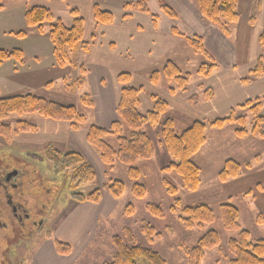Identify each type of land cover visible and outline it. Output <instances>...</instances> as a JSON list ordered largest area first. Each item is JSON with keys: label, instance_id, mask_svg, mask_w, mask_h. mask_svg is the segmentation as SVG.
Masks as SVG:
<instances>
[{"label": "rangeland", "instance_id": "rangeland-1", "mask_svg": "<svg viewBox=\"0 0 264 264\" xmlns=\"http://www.w3.org/2000/svg\"><path fill=\"white\" fill-rule=\"evenodd\" d=\"M8 1L2 0V3ZM112 7L115 17L126 13L132 15L133 19L126 24L111 28L104 27V23L91 19L85 36L86 41L89 43L90 52L85 49L82 50L81 46L77 47L71 53V64L65 68H59L60 66L55 69L50 68L51 76H54V78L46 85L36 86L32 89L22 88L17 86L10 65H6L0 70V97L32 93L48 100L74 105L85 116V120L83 122L79 121L77 128L74 129L68 121L45 118L37 113L12 114L3 120L5 124L11 126L12 131L9 137L0 134V150H5L2 156L6 157L10 150L15 151L18 160L24 159L21 157L22 155L45 156L44 153L50 146V139L56 138L60 132L63 133V129L59 128L62 124L63 128L67 126L71 131L77 132L76 134L79 136H76L75 139L80 144L84 138L93 154L88 151V155L86 151L84 152L78 146L71 148L69 145H61L62 147L57 146V148L52 143L51 147L61 152H80L93 165L97 174L96 179L82 186L80 191L84 192L85 195L95 189L100 191V200L97 203H81L73 200L66 174L54 173L53 162H48L47 159L44 160L41 164L45 175L44 182L47 183V188L51 189L50 194H54L49 195L48 198L52 201L56 200L57 207L55 209L51 207V213H48L49 216L43 212L38 213H42L43 216L47 217H44L43 230L33 238L30 247L29 244L27 246L23 244L16 250V255L12 256V252H9L7 256L14 258L16 261H20L21 258H28V261L30 260L32 264H40L41 260L38 255L43 253V259L47 258L46 252L48 253L49 250L46 249H50L52 246L51 249L58 256L64 258L65 264H104L112 261L118 251L114 238L123 236L124 232L129 230L135 236L138 244L158 252L166 261V264H188L186 251L193 248L207 231L216 230L220 235V245L207 251L201 264H228L232 256L227 250V243L230 238L237 236L240 230H228L224 227L219 210L220 204L231 203L239 209L240 228L249 230L253 241L264 237V138L253 134L243 138L239 137L235 132V124H229L222 128H208L207 142L193 156V160L201 168V184L194 192H189L184 188L182 178L178 172L163 169L174 159L167 152L162 138V123L171 118L174 120V129L179 133L182 132L196 121L193 120V116L197 113L189 112L191 111L190 107L204 106L201 105V102L207 100L203 99L201 95L210 92V89H207L199 94L196 89L199 81L205 78L199 72L200 65L205 62L211 63L210 60L204 54L195 52L193 49L190 55H186L184 50L181 53V59L186 57L187 60L182 66V70L183 73L188 72L191 74V84L185 91H178L177 95L187 92V95H189L187 97L188 106H182V109L186 111L184 113L175 109L176 106L172 104L170 110L168 107V110L162 115L160 124H146L142 127V130L148 132L152 137L155 149L150 159L138 160L133 165L139 169L140 175L137 182L144 183L147 187L146 196L136 198L132 193V185L135 181L128 176L130 165H126L118 159L112 164L105 163L99 150L88 142V130L91 125L110 128L112 123L118 119L116 110L114 111L115 115L113 112L115 104H111V102L116 101L117 104L119 102L122 83L118 81L117 74L122 71L132 74L133 79L130 85L143 87V91L140 93L141 104L139 106L142 113H146L153 108L155 99L152 95L168 101L166 97L164 98V95L165 92L169 94V89L174 85V82L161 74L158 83L154 84L151 82V76L155 70L162 72L164 64L168 60L174 59V51L178 53V49L184 48L185 43L181 39H176L173 42L172 37L157 35L156 33L161 32V30L154 32L149 26H144L143 30H139L136 23L144 15L141 14L142 11L136 4L126 9L121 6ZM238 10L252 12L247 14L252 16L255 22L252 30L256 31L261 27L264 19V0H238ZM151 11L157 13L155 9H151ZM81 15L86 19L85 14L81 13ZM171 21L172 23L175 22L174 19H171ZM171 21L161 24L160 29H167ZM97 26L100 27L96 29ZM176 26L180 27L177 24ZM48 31L49 23H45L43 33L47 37ZM35 32L36 30H31L32 34ZM94 34H96V37L91 38V35ZM114 37L119 38L118 48L115 52H110L109 42ZM139 38H143V40L138 47L139 53L136 55V46L140 42ZM22 41L23 39L13 37L12 39L2 40L1 43L2 45L14 46ZM127 46L132 47L131 51H126ZM261 48L260 55H264V48ZM100 64L104 66L99 67ZM81 65H84L86 70L82 85L79 84L78 79L81 76L79 70ZM100 77L103 78L106 88H102L98 83ZM225 92L223 91V93ZM103 93H109L110 96L104 97ZM85 94L90 95L93 100L91 104H88V98L86 103L82 102V96ZM112 95H116V98ZM256 97L262 98V114L264 115V94ZM111 107L113 119L110 122H105L104 118L109 115ZM228 112L225 114L212 112L209 117L202 118L206 119L202 121L207 123L213 119L228 116L230 113ZM242 112L248 115L247 127L250 128L251 115L248 111ZM98 119H101V122L97 121ZM19 121L34 124L37 130L17 132L15 129ZM130 132V128L124 125L123 135L128 136ZM105 140L113 148H118L117 135H109ZM227 159H234L241 163L243 171L239 177L222 182L218 178V173ZM7 163L11 166L16 165V163L20 165L19 162L15 164L13 162ZM69 173L70 176L72 171ZM164 179L176 186L178 190L176 196L167 193ZM115 180H121L124 183V191L120 197H115L109 190L110 184ZM36 188L37 186L34 185L30 187V190L34 191ZM177 196L187 205L208 204L215 212V220L203 228L198 226L194 228L185 227L178 214L171 210L174 198ZM147 203L159 204L165 216L160 218L151 215L145 208ZM129 204L133 205L132 213L127 212ZM91 208H94L95 212L97 211L94 216H92ZM77 209L81 210L79 212L88 209L91 211V217L84 222V230L88 229L84 235V240H80V242L75 240L73 244L69 241L59 240L52 232L53 229L56 227L59 230L60 228L64 229L71 218L70 214L73 212H75L73 220L80 218L79 212L76 213ZM48 210H50V206L47 205ZM35 214L32 213L33 216H36ZM36 218L39 217L36 216ZM143 221H148L159 236L155 235L153 240L150 241L144 233ZM73 224L74 222L70 224L69 234L72 231ZM77 229L70 234L71 238L77 237ZM57 241L68 244L70 246L69 253L59 252L56 247ZM6 246L7 244L3 243L1 251Z\"/></svg>", "mask_w": 264, "mask_h": 264}, {"label": "trees", "instance_id": "trees-1", "mask_svg": "<svg viewBox=\"0 0 264 264\" xmlns=\"http://www.w3.org/2000/svg\"><path fill=\"white\" fill-rule=\"evenodd\" d=\"M137 5L141 11L148 12L146 6L147 0H137L136 3L127 4V7ZM198 8L201 14L212 24L221 29L228 35L231 24H235L240 19L238 10V0H197ZM165 11L171 12L166 4H162ZM73 22L66 25L54 12L41 5H35L27 8L25 19L28 28L38 27L43 31L45 23H49L48 36L53 45V53L60 67L72 63L71 53L79 46L87 49V43L84 39L85 18L77 9L71 11ZM93 16L99 23H109L114 19L113 12L103 10L98 5L94 6ZM18 37H25L27 30L12 32ZM178 33V32H177ZM188 44L195 52L204 55V47L201 37L185 36ZM260 45L264 48V29L260 34ZM16 59L20 63L25 62L23 50L20 48L4 49L0 48V65L6 60ZM216 67L214 62L202 63L199 72L208 76ZM84 66L80 67L81 76L79 84H83L85 78ZM164 74L167 79L174 82L170 87V92L186 90L191 84V74L183 73L181 67L174 61H167L162 69L155 70L151 76V82L157 84L160 75ZM250 76L253 79H259L264 76V55H260L257 64L250 70ZM117 79L122 83L119 102L116 107L118 119L115 120L110 128H103L97 125H91L87 140L95 146L101 155L102 160L107 164H112L116 159L130 165L128 176L134 180L132 193L136 198H143L147 194V187L144 183L137 182L139 178V169L133 166L138 160L150 159L154 154V144L150 134L142 127L146 124L157 125L161 123L162 115L168 110L169 104L166 100L152 95L155 99L154 106L146 113L139 110L141 104L140 93L143 87H136L131 84L132 74L122 72L118 74ZM212 94V93H211ZM210 92L204 97L209 98ZM92 103L89 94L82 96V102ZM264 98V97H263ZM242 111H248L251 115V127H247L248 115ZM37 113L42 117L53 120H63L71 123L74 129L77 123L83 122L85 116L82 115L74 105H68L32 93L18 94L9 97H0V134L9 137L11 135V126L5 124L3 120L12 114H31ZM229 124L236 125V135L246 137L249 134L264 138V115L262 114V98L255 97L248 99L233 108L228 116L219 117L209 122L194 121L182 132L174 129V120L166 119L162 123L161 135L166 145L167 152L174 159L164 170H175L181 176L184 188L189 192L196 191L201 184V168L193 160V156L207 142V129L222 128ZM124 125H127L131 132L128 136L123 135ZM36 125L19 121L15 131L30 132L36 131ZM118 136V148H113L105 138L109 135ZM45 157L53 162L58 173H65L68 177L69 189L73 200L77 202L97 203L100 200L99 189H95L88 195L80 191L85 184L93 182L96 177V171L93 165L88 162L84 156L77 151L61 152L51 147L45 151ZM72 174L69 176V172ZM243 166L234 159H227L218 173L220 181L225 182L239 177L242 174ZM164 185L168 194L176 196L178 190L176 186L164 179ZM110 192L115 197H120L124 191V183L121 180L113 181L109 186ZM147 211L156 217H164L165 213L162 207L156 203H147ZM133 205L129 204L127 212L132 213ZM171 210L178 214L179 219L187 228L196 226L203 228L215 220V212L208 204L187 205L178 196L174 198V204ZM221 218L224 227L228 230H240L238 235L229 239L227 250L232 256L228 264H264V237L252 240L250 231L240 228L239 209L231 203H222L219 206ZM143 230L150 241L155 235L154 227L147 221H143ZM114 242L118 248L112 261L104 264H166L162 256L149 248L137 243L135 236L131 231L126 230L123 236H116ZM220 245V235L216 230L207 231L197 242V244L186 251L188 264H201L206 256V252ZM56 247L61 253H69L70 246L64 242L57 241Z\"/></svg>", "mask_w": 264, "mask_h": 264}, {"label": "crops", "instance_id": "crops-1", "mask_svg": "<svg viewBox=\"0 0 264 264\" xmlns=\"http://www.w3.org/2000/svg\"><path fill=\"white\" fill-rule=\"evenodd\" d=\"M136 2L137 0H9L7 3L3 4L2 0H0V48H20L23 50L25 56L24 63H20L16 59L6 60L2 65H0V70L6 65H10L11 70H13L12 75L16 78L17 86L22 88L32 89L36 86L42 87L54 78V76H51L50 68L55 69L59 66L57 65L53 53V45L49 36L47 37L46 34L38 27L28 28L26 24V10L31 6L41 5L50 8L54 12L55 16L59 17L66 25H71L73 22V15L71 13L73 9H77L80 14H85L87 17L85 19V32L83 40L87 43V49L85 50L90 52L89 43L86 41L85 36L89 21H91V19L96 20L93 16L94 6L98 5L103 10L113 12L112 6H121L123 9H126L127 4ZM162 4H166L167 8H169L171 12L165 11ZM146 6L148 8V12L142 11L141 14L144 16L140 17L139 21L136 23V27L139 30H143L144 26H149L154 32L161 30V32L156 33L157 35L172 37L173 42L176 41V39H181L185 43V47L178 49V53L174 51V59H170L171 61L176 62L182 69V66L187 60L186 57L181 59L182 51L185 50L186 55H190V53H192V48L188 44L185 36H198L201 37L206 54L205 56L208 60H210V62H214L216 64L214 70L208 76L204 75L205 78H203L202 81H199L196 86L199 94L203 93V91L207 89H210V94H212L209 95V98H205V95L203 94L201 95L203 99L207 100L205 102H201V105L204 106L190 107L191 111L189 112L197 113L193 116V120H206L202 118L209 117L212 112L215 114H225L241 104V102L243 103V101L245 102L250 98L252 99L258 95L264 94V76L259 79H253L249 74L250 70L256 65L257 59L262 50L259 38L264 29V19L261 27L254 31L252 30L253 23H255L254 19H252V16L246 15L251 14L252 12L250 11L249 13L247 11L240 10L239 21L235 24H231L228 35H225L220 28L209 22L201 14L197 5V0H147ZM151 9L157 10V13L152 12ZM131 19H133L132 15L123 13L119 17L114 16L112 22L104 23V27H116L118 25L128 23ZM171 19H174L175 22L172 23ZM168 21H171L169 27L167 29H160V25ZM176 24L180 27H177ZM99 27L100 26H97L96 29ZM33 29L36 30V32L32 34L31 30ZM19 30H27L28 34L25 37H18L12 33ZM258 30L260 31L258 32ZM101 33H103V31H101ZM13 37L23 39V41L16 43L14 46L2 45V40L12 39ZM92 37H96V34L91 35V38ZM139 39L140 42L136 46V55L139 53L138 47L140 46L143 38ZM118 41L119 38L117 39V37L111 39L109 42L110 52H115L117 50ZM23 43L24 45H22ZM131 48V46H127L126 51H131ZM83 49L84 48H82V50ZM175 57L177 58L175 59ZM103 66V64H100L99 67ZM65 67L67 66L59 68ZM98 83L102 88H106L103 78L100 77L98 79ZM223 91L226 92L223 93ZM177 93L178 91L173 93L169 91V94H166L165 92L164 98L166 97L168 100L167 102H169V110L173 104L176 106L175 109L185 113L186 111L182 109V106H188L187 97L189 95H187V92H183L182 95H177ZM103 95L104 97L110 96L109 93H103ZM112 96L116 98V95ZM114 102L116 101H113V103L111 102V104H115L113 112L116 110L117 104V102ZM112 119L113 114L111 107L110 113L108 116H105L104 121L110 122ZM97 121L101 122V119H98ZM60 125L61 126L59 128L63 129V133L60 132L57 134L56 138L50 139L51 141L49 140V145L52 143L56 147L69 145L71 148L78 146L84 150V152L86 151L87 154L88 151L91 152V148L84 141V138L83 142L80 144L75 139L76 136H79L76 134L77 132L71 131V129L67 126H64L63 128V125ZM91 154H93V152H91ZM79 211L81 210L77 209L76 213ZM91 211L92 216H94L97 212H95L94 208H91ZM91 211L88 209L79 212L80 218H76L75 220H73L75 218V212L71 214L69 213L71 218L64 229L60 228L59 230L57 229L58 227H56L52 232L59 240L69 241L72 244L75 240L78 242H80V240L83 241L84 235L88 231V229L84 230V222L91 217ZM73 222L74 224L72 225L71 233L78 228L77 237L75 238H71V233L69 234L70 224ZM51 248L46 249L49 250L48 253L46 252L47 258L45 257L43 259V253L38 255V258L41 260L40 264H65L64 258L58 256Z\"/></svg>", "mask_w": 264, "mask_h": 264}, {"label": "flooded vegetation", "instance_id": "flooded-vegetation-1", "mask_svg": "<svg viewBox=\"0 0 264 264\" xmlns=\"http://www.w3.org/2000/svg\"><path fill=\"white\" fill-rule=\"evenodd\" d=\"M3 151L0 150V264H31L28 258L16 261L7 254L12 252V256L16 255V250L23 244L30 247L33 238L44 228V217L49 216L51 207H57V201L48 198L54 194H50L51 189L44 182L41 164L47 158L43 155H22V152L24 159L18 160L14 150H10L6 157L2 156ZM7 162H19L20 165L11 166ZM53 172L58 174L55 166ZM34 185L37 188L31 191L30 187ZM47 205L50 206L49 212ZM3 243L7 246L1 251Z\"/></svg>", "mask_w": 264, "mask_h": 264}, {"label": "bare ground", "instance_id": "bare-ground-1", "mask_svg": "<svg viewBox=\"0 0 264 264\" xmlns=\"http://www.w3.org/2000/svg\"><path fill=\"white\" fill-rule=\"evenodd\" d=\"M239 11H240V10H239ZM243 14H244V13H243ZM246 15H247V14H246ZM246 15H245V16H246Z\"/></svg>", "mask_w": 264, "mask_h": 264}]
</instances>
